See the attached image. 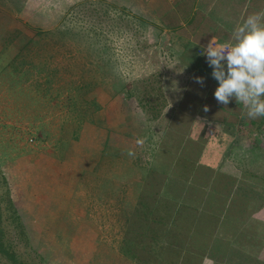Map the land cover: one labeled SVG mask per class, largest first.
Returning <instances> with one entry per match:
<instances>
[{"label": "rangeland", "instance_id": "374dc122", "mask_svg": "<svg viewBox=\"0 0 264 264\" xmlns=\"http://www.w3.org/2000/svg\"><path fill=\"white\" fill-rule=\"evenodd\" d=\"M261 10L264 0H0V172L29 264H159L149 226L160 227V207L171 212L168 189L191 207L182 213L201 212L204 237L193 232L190 244L208 250L188 264H264V117L248 118L235 98L217 102L204 54ZM92 138L101 161L74 177ZM104 156L112 175L101 178ZM118 160L146 168L125 216L113 201ZM172 175L190 192L173 189ZM109 204L105 220L123 225L103 223Z\"/></svg>", "mask_w": 264, "mask_h": 264}, {"label": "crops", "instance_id": "0c3cea01", "mask_svg": "<svg viewBox=\"0 0 264 264\" xmlns=\"http://www.w3.org/2000/svg\"><path fill=\"white\" fill-rule=\"evenodd\" d=\"M85 141H86L84 142L85 146H83L84 148L83 149L81 148L79 150L80 157L77 163H78V170L80 171L71 172L72 176L77 177V178L85 174L90 175V177L93 176V173H92L93 169H97L98 163L101 161L100 160L101 154H98V152L96 154V151L99 150L97 138H92L89 140L86 139ZM107 150L109 154H111V152L113 151V149L111 150L107 149ZM85 154L87 155V157L84 156ZM91 156H93V158H91ZM128 162H129L128 160L114 161L116 170L113 172H119V176L123 177L121 178V184L118 185V192H114V195H113V201H116V203H119L118 207L116 205V208H120V214H119L120 216L127 215L128 211L130 210V209H126V202L134 201L131 210H134L137 207V203L140 200L139 196L142 191L141 190L142 178L146 174L145 173L146 168L142 166L139 160H136V162H132L133 164L131 166L129 165ZM110 166H111V159L108 160L104 156L103 167L100 166L102 168V171H97L99 172V177L103 178V175H106L107 172L111 173V169H109ZM83 170H86V172H83ZM177 176L180 177L179 175ZM172 177L174 178H172V180L170 179V182H173V189L177 188L176 191L182 192L183 194H185L186 192L187 193L190 192V188H189L190 180H186L184 178L177 179L178 177H176L175 175H172ZM168 190L164 194H162V197L164 198V200H167L168 202L171 200L172 210L170 212L169 208H165L163 206L159 208V215H160L159 226L160 227L156 229V236L157 235L159 236L158 242H159L160 248L157 251V254L159 257L161 256V258L163 257L164 260H161V261L159 260L158 263L159 264H188L191 262L192 257L203 258L208 250V248L206 247V244L202 245L200 242V245H199L198 240L196 244H190L191 237L193 236L192 234L193 232L197 236L200 233L201 235L199 234L200 235L199 237L201 236L204 237V233H201L202 231L200 229H196V224H199L201 227V219H202L201 218L202 216L200 214L201 212L199 210L197 211L196 209H194L195 214H193V216L199 217L200 219L191 217V214L182 213V210H180L181 207L183 209L184 208L190 209L191 207H186L184 203L181 204L180 202L177 205V202L180 198L176 197L174 193H171ZM104 191L106 195L104 193L101 200H104V201L107 200L106 201L107 203L112 202L111 191L110 190H107V191L104 190ZM216 192L219 193L218 190H216ZM93 199L96 200V197H94ZM204 203H208V202H204ZM216 204L217 203H214V205ZM111 207H112L111 204H109L107 207L106 206L103 207L104 208L103 209V217H104L103 223L123 225V222L121 220H105V218H113L110 216L111 212H109V210H111ZM262 208L264 209V205ZM262 208L260 210H262ZM105 212H107V215L104 214ZM152 213H153L152 217H154V214L156 216L157 210L155 212L152 211ZM261 216L263 217L262 213H261ZM199 220H200V223H199ZM154 221L156 220L154 219ZM151 225L153 224L150 221L149 230L155 232V228L151 229ZM179 230H181L183 234H178ZM176 235H185L186 237H183L181 240V239L176 238ZM189 235H190V239L188 238ZM212 239L213 237L211 238V240ZM203 241H205L206 243V240H203ZM216 245H217V242H216ZM153 251L151 252V255H155L154 252L156 251L154 252ZM127 256L125 257L137 262L140 254H137V255L128 254ZM181 258L183 259L179 260Z\"/></svg>", "mask_w": 264, "mask_h": 264}, {"label": "clouds", "instance_id": "9594fccd", "mask_svg": "<svg viewBox=\"0 0 264 264\" xmlns=\"http://www.w3.org/2000/svg\"><path fill=\"white\" fill-rule=\"evenodd\" d=\"M204 54L218 82L217 102L227 105L235 98L248 118L264 117V10L249 15L235 29L232 42L221 43L213 36ZM195 82L203 86L204 77H195Z\"/></svg>", "mask_w": 264, "mask_h": 264}, {"label": "trees", "instance_id": "16d2710c", "mask_svg": "<svg viewBox=\"0 0 264 264\" xmlns=\"http://www.w3.org/2000/svg\"><path fill=\"white\" fill-rule=\"evenodd\" d=\"M0 185L5 187L4 192L0 193V260L4 261L6 264H29V262L26 260L27 254H21L17 250L22 241L24 242L22 244H26L28 247V240L17 211L11 198L9 197L7 182L1 172ZM5 214V219L10 220L9 223L13 225L17 240H10L8 237H6L5 228L3 226V220H5L3 219V215ZM149 231L153 236L152 238H154L156 233L151 230Z\"/></svg>", "mask_w": 264, "mask_h": 264}, {"label": "built area", "instance_id": "2783aa9c", "mask_svg": "<svg viewBox=\"0 0 264 264\" xmlns=\"http://www.w3.org/2000/svg\"><path fill=\"white\" fill-rule=\"evenodd\" d=\"M208 44V43H207ZM207 46V45H206Z\"/></svg>", "mask_w": 264, "mask_h": 264}]
</instances>
